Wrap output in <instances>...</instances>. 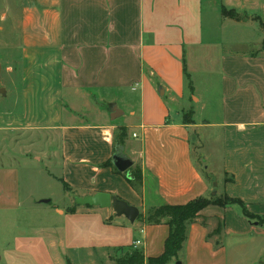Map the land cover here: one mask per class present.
<instances>
[{"label": "crops", "instance_id": "crops-1", "mask_svg": "<svg viewBox=\"0 0 264 264\" xmlns=\"http://www.w3.org/2000/svg\"><path fill=\"white\" fill-rule=\"evenodd\" d=\"M224 2L235 6L232 0ZM204 3L210 5L206 40ZM26 6L24 92L19 112L0 114V130L45 132L48 146L59 152L56 158H35L45 157L60 168V177H51L71 186L65 191L73 200L106 191L147 211L210 194L209 176L193 156L192 134L199 128L218 129L221 195L242 200L254 218L244 216L240 205L207 206L190 224L179 260L237 264L230 261V245L223 237H248L263 256L264 34L238 41L228 33L245 25L257 32L260 24L223 15L221 0H28ZM250 45L258 49L251 52ZM198 72L204 82L219 77L221 120L205 118L198 124L194 117L198 105L207 109L212 95L198 96ZM187 99L197 105L190 108L192 123L185 121L181 108ZM114 109L119 114L115 119ZM50 135L59 137L55 146ZM120 146L134 161L133 170L141 171L139 190L126 172L106 165ZM19 153L0 150V264H72L70 253L91 249L94 255L99 248L108 255L112 247L127 249L136 240L146 258L163 253L166 223L130 224L113 208L98 206L77 205L70 213L69 204L24 195L21 166L32 157ZM218 219L224 221L221 244L208 228Z\"/></svg>", "mask_w": 264, "mask_h": 264}, {"label": "rangeland", "instance_id": "rangeland-1", "mask_svg": "<svg viewBox=\"0 0 264 264\" xmlns=\"http://www.w3.org/2000/svg\"><path fill=\"white\" fill-rule=\"evenodd\" d=\"M225 0H221L222 7L227 8L228 10H232L236 17L240 18L243 21H254L260 24L262 29L258 26V30L256 32L255 26L253 25H245L242 28L232 29L229 28L231 39L238 40L246 39L253 40L256 39V36H261L264 34V0H242L238 2L236 0H232L230 4L226 5ZM250 1V2H248ZM28 0H0V114L4 112H19V107L21 106L20 102L22 100L24 83L22 80V75H24V68L22 66L23 60V49L21 46V30L23 26V18L25 16V7H27ZM30 3V1H29ZM205 4V9L203 12V21H204V38L205 40L209 37L208 32H210L207 25L208 18L210 16L209 4ZM209 5V6H208ZM29 12V11H28ZM247 49H251L252 51L257 50L255 46L250 45ZM200 68L202 71L204 68V64H200ZM218 68H215V71ZM203 72H198L196 74V85L198 86V96H206L207 94H212L208 103L207 109L206 107L196 105L194 100L189 101V99L185 100L181 108L184 107L183 114H187L191 112L190 108L192 105L197 106L195 110L197 111L195 114V119L198 124H202L205 118L213 119V120H221V98H219V77L215 74L214 77H211L208 82H204ZM206 77H210V75H206ZM206 98V97H205ZM206 100H208L206 98ZM172 114L174 115V111L176 107L174 105L171 106ZM128 116V115H127ZM185 119V117H184ZM132 134V132H131ZM45 132H37V131H23V133L17 131L15 128H9L7 130H0V150L6 153L12 152L14 154L19 152L24 154H29L30 158L28 160V164L24 163L21 166V188L23 194L28 193L29 195L34 194L37 199H45L49 200L54 204H58L61 206H67L68 204L71 206L75 205L74 200L66 195V191L59 180L51 177L53 176L60 177L61 170L56 165L50 164V162L45 158L47 155L54 156L56 158L59 149L48 146V142L44 138ZM117 137V136H116ZM126 137V136H125ZM4 138V139H3ZM48 138L53 139L54 142L59 140L58 136H48ZM118 141L122 140V137L117 138ZM32 140H36L35 145L32 144ZM20 141L23 142L22 148L20 147ZM31 142L28 145L24 142ZM21 142V143H22ZM192 143H193V156L196 160L198 168L203 172L206 176H209V181L212 186V191L207 196H212V192L214 190H218L215 196H221L225 198V196L221 195V190L223 187V177H222V136L221 131L218 129H204L199 128L194 131L192 134ZM57 149L52 152V150ZM42 157V160H36ZM211 168L212 172L210 171ZM132 167L130 170H133ZM215 182L218 185L215 187ZM70 186V185H69ZM138 186V185H137ZM71 187V186H70ZM218 192H220L218 194ZM88 206V205H81ZM140 209V208H139ZM148 214V210L144 211L140 209V215L138 216V220L143 221L140 216H144L146 218ZM81 218V217H79ZM126 222L130 223V221L123 217ZM222 220V219H221ZM219 220L213 221L210 227V232L212 230L211 236L214 230L217 228ZM131 224V223H130ZM134 236L136 238H140V234L134 232ZM214 241L219 238L220 244L222 243V238L220 240L219 237L212 236ZM126 238V236H124ZM248 238V237H247ZM231 239L229 237H223L224 241H228L229 246V255L231 262H237V264H264V255H260V249L257 248L256 243L252 242L251 239ZM112 245V244H110ZM237 247H240L237 250ZM236 248V249H235ZM115 248H111V250L107 254H102L99 248L94 249V255H92L90 250H82L83 252H73L69 254V261L72 264H115L114 259L118 258L120 255L125 253V250H139L144 253V250L140 247L131 246L127 249L122 250H114ZM181 258V251L179 253ZM178 256V260H179ZM174 259V258H173ZM172 259V260H173ZM181 261V260H180ZM168 264H177L174 261H170Z\"/></svg>", "mask_w": 264, "mask_h": 264}, {"label": "trees", "instance_id": "trees-1", "mask_svg": "<svg viewBox=\"0 0 264 264\" xmlns=\"http://www.w3.org/2000/svg\"><path fill=\"white\" fill-rule=\"evenodd\" d=\"M223 15L232 19H239L235 16L232 10H228L222 7ZM187 123L193 122V112H189L184 115ZM126 136V130H124L120 137L122 140L116 141L117 144H122ZM106 165H110L118 173H121L114 166L112 159L106 162ZM131 179L128 177V181L138 190L139 185L142 183V174L139 169H134L131 172ZM64 186V189L71 191V187L63 179H59ZM138 185V186H137ZM225 198L221 196H201L189 201L186 204L172 205L168 203L161 204L159 206L150 208L146 218L140 216L144 222L148 224H161L166 223L169 226V234L164 244V251L161 255L156 257H145V254L139 250H125V253L115 258V264H168L173 258L178 259L180 251L183 249L184 244L188 237V228L191 223L196 221L201 216V212L209 205H218L227 207L229 205H240L243 210L244 216L248 219H253L254 215L247 209L246 204L237 198H231L225 195ZM77 205H74L69 209L70 213L76 211ZM138 220V219H137ZM219 223L213 234L221 235L224 229V221L218 219Z\"/></svg>", "mask_w": 264, "mask_h": 264}, {"label": "water", "instance_id": "water-1", "mask_svg": "<svg viewBox=\"0 0 264 264\" xmlns=\"http://www.w3.org/2000/svg\"><path fill=\"white\" fill-rule=\"evenodd\" d=\"M118 110L114 109L112 113V118L115 119L118 117ZM113 164L119 172H126L127 176L133 179L131 176L130 168L134 165V161L127 157L124 153L123 146H120L116 149V152L113 155ZM218 185L215 182L214 186ZM216 190L212 192V196L216 195ZM76 205H88V206H98L101 208H113L117 216H124L130 222H135L140 215V209L138 206L130 204L123 200L122 198L113 195L106 191H98L92 195L86 196H77L75 198ZM177 264H183L180 260L177 261Z\"/></svg>", "mask_w": 264, "mask_h": 264}, {"label": "built area", "instance_id": "built-area-1", "mask_svg": "<svg viewBox=\"0 0 264 264\" xmlns=\"http://www.w3.org/2000/svg\"><path fill=\"white\" fill-rule=\"evenodd\" d=\"M139 244H140V241H139V240H136V241L134 242V246H135V247H137Z\"/></svg>", "mask_w": 264, "mask_h": 264}]
</instances>
